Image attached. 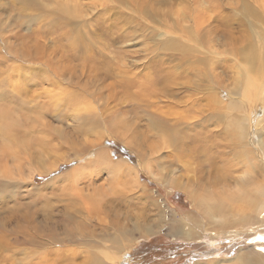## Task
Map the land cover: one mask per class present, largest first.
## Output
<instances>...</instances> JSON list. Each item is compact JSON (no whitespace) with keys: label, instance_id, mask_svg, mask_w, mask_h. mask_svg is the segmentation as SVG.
Listing matches in <instances>:
<instances>
[{"label":"rangeland","instance_id":"rangeland-1","mask_svg":"<svg viewBox=\"0 0 264 264\" xmlns=\"http://www.w3.org/2000/svg\"><path fill=\"white\" fill-rule=\"evenodd\" d=\"M57 3L69 5L70 10L75 11V17L59 10ZM62 17L79 25L78 32L84 45L94 52L88 57L95 60V70L106 68L113 74L123 69L128 72L127 77L134 83L126 94L118 78L99 85L89 75L87 63L84 64L86 70H82L78 60L71 63V71L76 75L84 73L80 80H76L80 88L70 84L69 72L59 81L46 67L41 76L33 77L32 73H27L32 67H44L43 63L40 60L29 62L20 54L40 47L44 54L58 61L61 56L58 50L64 47L67 52L69 49L62 33L64 28L74 25H62ZM52 21L57 23L56 28ZM48 23L53 25L52 28L47 26ZM107 23L113 26L107 28L108 32L102 30ZM198 24L201 26L197 27ZM261 48H264V0H0V116L11 112L13 119L17 120L16 133L0 128V264H38L43 257L46 260L58 252H67L78 240L102 242L94 256L98 257V263L91 264H113L105 254L110 252L116 240L127 237L126 232L134 235L136 240L121 264H242L245 254L256 249L247 244L250 237L255 231L264 230L259 224L244 223L261 219L264 211L258 210L251 220L246 219V202L235 199L249 196L258 201L262 197L264 168L254 156L236 155L231 144L233 130L239 124L234 119L238 114L244 118L243 125L247 126L248 132L246 141L250 140L251 146L255 144L254 138L260 141L264 138V91H261L264 77L245 71L246 61L241 54L249 51L248 55L256 58L254 62L258 61L262 66L264 50ZM186 50L197 54L198 50L203 51L207 66L211 65V58L216 57L214 73L217 77L211 76L208 81L202 79L195 93L190 88L196 86L198 79L190 76L188 79L192 81L188 80L190 84L186 85L189 92L179 94L188 95L184 97L188 99L187 105L182 102L168 105L162 98L156 111L149 109L145 112L132 106L135 95L141 97L147 92L156 63L172 65V59L178 58L175 55ZM230 51L236 52L237 57L231 56ZM232 64L237 65L232 67ZM196 65L203 70L202 65ZM110 83L113 87L103 88L101 93L108 99L105 107H99L98 102L85 93L87 89L94 90L98 96L99 88ZM220 84L226 87H222L223 90L220 87L224 93L209 88V85ZM230 86L233 94L228 93ZM207 91H216L222 101L231 100L222 105L220 110L223 112L217 115L209 110L212 105L207 104ZM73 96L80 98L75 105L68 103H75ZM196 98L201 99L197 101ZM81 114L94 117L93 131L77 133L83 123L77 117ZM153 115L168 120L167 127L176 125L179 129L185 127L180 118L196 116L195 129L206 125L220 135L218 150L221 151L219 154H226L225 158L217 163L219 170L210 175L205 172L203 184L197 189L198 193L210 196L212 200L206 198V202H195L185 192L187 190L175 186L174 182L184 186L187 177L192 182L196 180L193 172L183 171L182 162L162 158L161 167L155 162L149 169L144 163L149 157L143 158L118 137L116 126L127 123L128 129L138 135L136 147L146 152L147 143L154 144L152 136L159 131L154 129L156 119ZM242 141H239L240 145L245 144V137ZM98 152L116 163V167H125L129 175L120 170L111 173L105 163V166L102 164L104 161L86 166L96 159ZM209 154L213 156L214 152ZM48 167L53 169L44 171ZM72 172L82 175L78 180L81 183L77 182L76 187L71 186L74 183ZM131 176H135L136 186L132 185ZM217 180L220 185L213 186L211 183ZM76 189L84 191L81 192L88 204L100 197L103 202L99 204L110 207L105 208L111 215L107 219L116 218L117 222L107 227L106 233L85 218L78 217L73 221L67 217L68 211L74 210L69 206V199L74 191H78ZM223 200L228 203L219 207V201ZM212 216L223 218L226 223L217 224ZM174 222L185 224V229L191 230L190 236L170 232ZM23 230L28 234L30 230L33 237H41L44 242L39 245L41 238H37L33 244H17L15 237L23 236L20 232ZM138 232L142 235L138 236ZM79 246L73 245L78 251L82 250L80 256H84L85 249ZM82 260L77 257L75 264L82 263Z\"/></svg>","mask_w":264,"mask_h":264},{"label":"bare ground","instance_id":"bare-ground-1","mask_svg":"<svg viewBox=\"0 0 264 264\" xmlns=\"http://www.w3.org/2000/svg\"><path fill=\"white\" fill-rule=\"evenodd\" d=\"M101 1H103V0H101ZM31 4H33V3H31ZM51 6H53V5H51ZM68 6L69 5H65V4H61V3L58 4L59 10H61L63 12H66L67 14H70V13L74 14L75 11L72 10V9L70 10V8ZM75 15L76 14H74V17H75ZM61 20H62V23H63L62 25H64V26L66 24L74 25L71 28H64L63 29V33H62V37H64L66 39L67 44L69 45V47H68L69 49L67 50L68 53L66 52L64 47H61L58 50L59 53L61 54V56H60L58 61H54L51 57H49L46 54H44L42 49H40V47H33L32 51H28V53H25V54H20L19 56L29 60V62L30 61H35V60H37V61L40 60L43 63L44 67H42V68L41 67H36V66L32 67L30 70H27V73H29V74L32 73L33 77H36V76H39V75L41 76L43 73L46 72L44 70V68L46 67L45 69L49 70L52 74H54L55 78H57V81H59L63 77H65L66 74L69 72L71 74V76H70V84H72V86H74L76 88H78V87L80 88V86H79L80 84L76 80H80L84 76V73L81 72L79 75H76L74 72L71 71V69H72L71 68L72 67L71 63L73 61H75V60H78V61H80V64L82 66L81 69L82 70H86V66H87L90 69V70L88 69L89 75L92 76L93 79L95 80V82L98 83L99 85H101L100 83H102V82H106L108 80H115V78H118L119 79L118 83L120 84V86L122 88H124V91H125L124 94H126L128 92L127 89L130 90V88H132L133 83H134V82L130 81L129 77H127V76H129L128 74H126L128 72L125 71V69H123L121 72L119 71V72L113 74L111 71H109L106 68H104V70L101 69V68L98 69V70H95V66L97 65L94 62L95 60H92V59H90L88 57V56H90V54H93L94 52H92L90 50L91 47H86V44L84 45V41L82 40L81 35L78 32L79 25L78 24H74L70 19H68V17H66V18L62 17ZM126 20L124 22H126ZM50 24L51 23H48L47 26L52 28L53 25L50 26ZM52 24H54L55 28L57 27V23H55L54 21H52ZM196 26L197 27L201 26V24H198ZM112 27L113 26H109V24L107 23L106 27H104L102 30H105L106 32H108V29H110ZM261 49L264 50V48H261ZM197 52L199 54H197V53H195V52H193L191 50H186V51L182 52L181 54H179V56L175 55L178 58H176L177 60H173L172 59V62H171L172 65H170V63L167 64V65H164L163 63H161V64L160 63H158V64L156 63V71H154L155 72L154 75L152 74L153 78L150 80L151 83L149 84L150 86L148 87L147 92L142 93L141 97L135 95V98H134L135 102H133V104H131V105L135 106L136 108H142V110L144 109L145 112L146 111L149 112V109H152V110L155 109V111L158 110V107H159L158 106V102L162 98L166 99V100H163V102L164 103H168V105L178 104L177 102H182L183 104L185 103V105H187L188 99L185 100L184 97H188V95L187 94L179 95V94L184 93L186 91L189 92L188 91V87L186 85L189 86V84H190L189 81H192V79H190V80L188 79L190 76L193 75L194 78H196V80L198 79V81H196L197 82L196 86L192 85L193 87L190 88L191 90H194L195 93H197L196 91H198V89L200 88V86L202 84V79H205V80L208 81L211 78V76L214 77V78L217 77V74L214 73L216 71V69H217L215 67V63H216L215 62L216 61L215 58L216 57L213 58V59L211 58V61L208 60L211 63V65H210L211 67H210V66H207L206 64H204V57L202 55H205V53L203 51H200V50H198ZM218 53H216L215 55H217ZM229 53H230L231 56L237 57V53L236 52L230 51ZM248 53H249V51L241 53L244 56V60L246 61L245 62V71H252V72L256 73L259 77H264V68H263L264 63L260 62L262 64V66H261L259 63H257L258 61L254 62L256 60V58L248 55ZM195 55H201L203 57V59L200 58L201 56L197 57ZM193 57H195V58H193ZM239 58H240V55H239ZM2 60H3V58H2ZM191 60H193V62ZM157 62H159V61H157ZM86 63H87V65L85 66L84 64H86ZM196 63L202 65L201 67H204L203 70H201L202 73H200L201 71L199 69V66L196 65ZM12 65H15V64L13 63ZM17 65H15V66H17ZM222 65H223V63H222ZM236 65L237 64H232V67H235ZM225 67H226V65H225ZM29 74H26L25 76H29ZM244 74H241V75H244ZM145 75L147 76L148 74H145ZM237 76H239V74H237ZM147 78H149V77H147ZM183 80H187V81L189 80V81L181 83V81H183ZM29 82H30V80H29ZM203 82H204V80H203ZM109 86H112V84L110 83L107 86L99 88V91H100L99 94L100 95H98V96L95 95V91L94 90L90 91V90L87 89V92H85V93H87L89 97L93 98L91 100H93L94 102H98V106L102 108V107L106 106L107 100H108L107 98H105L103 96V94H101L102 93V89L106 88V87H109ZM209 86H210L209 88H211V89H214V90L217 89L216 90L217 93L220 92L219 90H221L222 87H223V89L226 88L222 84H220V86L216 85L215 87H213L211 85H209ZM220 87H221V89H220ZM180 89H182V90L179 91ZM222 90H221V92H222ZM227 90H228V93L233 94V88L231 86ZM216 91H211V92L207 91V92H205L206 93L205 95H207L206 98L209 97V100L207 101L208 102L207 103L208 106L212 105L214 107L213 108L211 106V109H209V110L210 111L213 110L218 115L219 112H223V110H220L222 108V105L223 104H227L231 100L225 101L226 99L225 100L223 99L224 101H222V99L216 95ZM261 91H264V88ZM249 92H251L250 88H249ZM135 93L136 92H134L133 94H135ZM222 93H224V92H222ZM129 95H130V93H129ZM136 97L139 98V99H137ZM127 98H128V96H127ZM72 99H75V103L74 102H68L71 105L72 104L75 105L76 103H78L80 101V98H78V97H74ZM170 99L173 100V101H170ZM200 99L201 98H196L197 101L200 100ZM69 100H71V98H69ZM174 100H177V101L174 102ZM131 101H133V100L131 99ZM254 101H255V99H254ZM261 102H263V101H261ZM135 107H134V109H135ZM134 109H133V111H134ZM240 111H243V109L240 110ZM158 112H160V111H158ZM136 113H137V111H136ZM209 114H212V113H209ZM158 115H159V113H158ZM145 116H146V114H145ZM153 116L156 119L155 122H154L155 123V125H154L155 128L154 129H159V131L157 130V133H155L152 136V140L155 139V143L154 144H151L147 140L148 143H147V147H146L147 148L146 152L145 151L142 152L141 148H139V146L136 147L138 145V144H136L137 139H139L138 135H137V133L134 130L128 129V127L125 125L127 123L124 122V125L122 124L119 127L116 126L117 128H115V129H117V130L119 129L118 131L116 130L117 131L116 133H117L118 137L122 138L123 142H125L128 146H130L133 149H135L138 152L139 155L143 156V158L146 157V156L149 157V159L144 162L149 169H150V164H152V163L155 164V162H156V164L158 163L159 166L161 167V164L163 163L162 158L163 159H166V158L167 159H171L172 158V159H176L177 162H180V163L182 162L183 163V165H182L183 171L187 170V172L188 171L193 172L196 175V180L195 181L193 180V182H192L191 179H189L190 177H187L188 181H187L186 184H184V186H179L178 182H174L175 186L176 187L178 186V187H180L182 189L187 190L185 192H188L187 194H189V196H191L190 198L193 199L195 202H198V200H203L204 202H206L207 199L212 200V198L210 196H207V195L204 196V195H201L200 193H198L199 190H197V189L201 188V183L204 180L205 172L208 171L207 174L210 175L213 171L219 170V166H218L217 163L219 161L224 160V158H225L226 154H224V153L219 154L221 151L218 150V148L221 146V142H219V136L220 135L218 133H213L212 129L209 128L210 129L209 130L208 127H206V125H204L203 128L195 129V127L197 126V123L194 121L196 119V116L188 117V116L184 115L183 118H180L182 123H183V125L185 126L183 128H180V129L177 128L176 125H171V127H167L166 123L169 124L168 120L166 121L165 119H161L159 116L157 117L156 115H153ZM77 117L83 122L80 125V127L77 128V133L86 134L87 132H90L92 129H94L93 127L96 124V121L94 120V117H92L91 115H85V114L78 115ZM0 119H1V124H0L1 130L10 129L12 131V133H16L17 132V128H16L17 120L13 119V116L11 115V112H8L6 115H4V117L1 115ZM234 119H235V122L239 123L240 125L239 124L235 125V129L233 130V138H232L233 142L231 144L232 152H234L236 155L241 156V157L254 156V157H256L259 160V162L261 163L262 167L264 168V138L260 141L256 137L257 136V132H256V134H255L256 140L254 138L255 144L253 146H251L252 145L251 141L250 140L246 141V137L248 135V132H247V126L243 125L244 118H241L239 116V114H238L237 117H234ZM207 121L210 122V120H207ZM207 121H205V122L208 123ZM37 123H38V121H37ZM163 124H165L167 128ZM211 124H212V122H211ZM209 126H210V124H209ZM121 128H122V130H120ZM131 128H132V126H131ZM74 130H76L75 127H74ZM90 135H92V134H90ZM244 137H245V144L241 143V145H240L239 141L241 140V142H243L242 138H244ZM214 138H216V140ZM234 139H236V140H234ZM252 140H253V138H252ZM64 141H65L64 143L67 142L66 140H64ZM83 142H85V141H83ZM206 146H209L210 148H206ZM160 152L162 153V155L160 154ZM212 152H214L213 156H211L209 154V153H212ZM150 157H151V159H150ZM93 162H97V163L103 162L102 163L103 165L105 163L107 169H109L111 173L114 172V171L115 172H119V170H120V172L124 173L125 175L128 174L127 173L128 170L125 167H121V166L120 167L119 166L116 167L115 166L116 163L113 164V162H111L109 160V158H105V156H104V154L102 152H98L97 155H96V159H94L93 161L87 163L86 166L92 165ZM121 165H123V164H121ZM51 169H53V168L52 167H48V168H45L44 171L51 170ZM44 171H43V173H44ZM78 174H76L75 172L71 173L72 180H74L73 181L74 183L73 184L71 183L72 187H73V185L75 186V184L77 182H79L78 180L82 179V175L81 174L78 175ZM82 174H84V173H82ZM134 174L135 173L133 172V175ZM158 176H160V175H158ZM125 177H127V176H125ZM131 177H132V180L131 179L130 180L133 181L132 185L136 186L138 182H137L135 176H131ZM84 178H87V176L84 177ZM127 179L129 181V177ZM67 180H68V178H67ZM131 181H129V182H131ZM49 183L51 184V182H49ZM79 183H81V182H79ZM86 183H87V181H86ZM126 184H127V180H126ZM126 184L124 183L125 187L127 186ZM128 184H130V183H128ZM211 184L213 186L220 185L218 180L216 182H212ZM79 186L81 187V185H79ZM130 186L131 185H129L128 188ZM82 187H84V186H82ZM84 189H86V188H84ZM88 189H89V186H88ZM263 189H264V182H263ZM76 190H78V189H76ZM81 191H83V190H78L77 192L74 191L71 194V198L69 199V202H70L69 206L74 207V210L68 211L67 217H69V219L73 220V221H75V218H78V217L80 219L85 218L86 220L89 221L88 222L89 224H94V225L100 226L101 229L103 230V232L106 233L107 227L115 224L117 222V219L116 218L107 219V216L111 217V215H110V211L109 210H105V208L107 206H105V208H104V205H102V204L100 205L99 204L100 201L103 200L102 198L100 199V197H99V199L94 201V203L91 202L93 204H88L84 200V196H83ZM96 191L98 192V189H96ZM83 193H84V191H83ZM196 193H198V194L195 196ZM261 194H263V195L258 201H254L249 196H245L243 198L235 199V201H245L246 202L247 213L245 214L244 218L251 220L252 217H253L252 215L256 211H258V210H261V212L264 211V209H262L264 207V190L261 191ZM224 202L228 203V201H226V200L219 201V207ZM105 203H108V201L105 202ZM107 208H110V207L108 206ZM210 210H213V208L210 207ZM72 212H74V214ZM212 214L214 215V213H212ZM236 214L238 215V213H236ZM161 215H163V214H161ZM231 217H233V216H231ZM212 218H213V221L215 223H217V224L224 225L226 223V221L223 218L216 217V216H212ZM88 223H85V224H88ZM244 224H248V225L259 224V226H261V228L262 227L264 228V214L261 217V219L256 218L255 220H252L251 222H247V223H244ZM22 228H25V227H22ZM27 229H28V227H27ZM139 231L141 232V230H139ZM20 232L22 233L23 236H21V235L16 236L15 237V242L17 244L22 245V246L24 244H27V243H30V242H32V244H33L34 242L37 241V238H41V237H37L36 235L35 236L37 238L33 237L34 234L30 230L28 231L29 234L26 231H24V230L20 231ZM140 232H138V236L142 235ZM170 232H173V233L181 235V236L189 237L191 230L185 229V224L174 222V224L171 227V231ZM172 235H174V234H172ZM126 236L127 237H120L118 240H116L114 242V245H113L112 249L110 250V252H107L105 254V255H107L110 258V261L113 262V264H121L122 258L125 255V253L127 251H129L130 249H132V247L134 245L133 242L136 240V237L134 235H132V234L130 235L128 232H126ZM185 237H183V238H185ZM259 237H264V230L258 231V232L255 231L253 236L250 237V241H248L247 244L254 245L256 247V249L254 251L249 250L251 255L249 253L245 254V257H243V260H242V264H251V263L252 264L253 263L257 264L258 262H260L259 264H264V262L261 263V261H264V250H263L264 249V239H258ZM26 238H28V239L25 240ZM22 239H24V240H22ZM43 240L44 239L41 238L38 241V244L41 245L42 242H44ZM46 241L48 243L51 242V241H48V240H46ZM52 241H55V240H52ZM56 242L57 243H64L63 240H56ZM74 243H76V244H72L71 243L72 245H71V247H69L67 252L65 251V253H63V254L58 252L57 254H55V257L50 256L48 259L46 258V260L44 259L45 257H43L42 260L39 261L38 264H75V260L77 259V257L78 258H83L82 263L80 262L79 264H91L94 261H96L98 263V261L96 260L98 257L94 258V256L96 254L95 252L97 250H100L99 246H100V244L102 242L97 243L96 241H93V240H92V242L91 241H87L86 242V241H79L78 240V242L75 241ZM43 245H44V243H43ZM73 245H77V246L81 245V247H83L85 249V253L86 254L84 256H80L82 254V252H81L82 250L78 251L76 248L73 247ZM48 249H50V248H48ZM79 249H80V246H79ZM99 252H101V251H99ZM249 256H252V258L249 257Z\"/></svg>","mask_w":264,"mask_h":264},{"label":"snow or ice","instance_id":"snow-or-ice-1","mask_svg":"<svg viewBox=\"0 0 264 264\" xmlns=\"http://www.w3.org/2000/svg\"><path fill=\"white\" fill-rule=\"evenodd\" d=\"M258 239H264V237H259Z\"/></svg>","mask_w":264,"mask_h":264}]
</instances>
